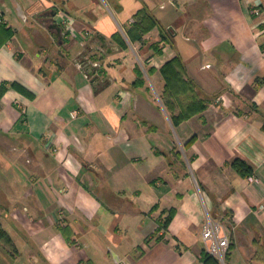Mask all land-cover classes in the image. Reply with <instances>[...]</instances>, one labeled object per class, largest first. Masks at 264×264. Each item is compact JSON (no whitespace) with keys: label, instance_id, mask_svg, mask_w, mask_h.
<instances>
[{"label":"crops","instance_id":"1","mask_svg":"<svg viewBox=\"0 0 264 264\" xmlns=\"http://www.w3.org/2000/svg\"><path fill=\"white\" fill-rule=\"evenodd\" d=\"M143 7L158 21L145 32L131 29ZM0 10L15 30L0 84L32 94L0 97V264H205L208 217L229 232L227 264H264V0ZM55 10L73 19L60 34ZM177 54L208 102L175 123L161 67Z\"/></svg>","mask_w":264,"mask_h":264},{"label":"trees","instance_id":"2","mask_svg":"<svg viewBox=\"0 0 264 264\" xmlns=\"http://www.w3.org/2000/svg\"><path fill=\"white\" fill-rule=\"evenodd\" d=\"M157 23V18L152 15L147 8L143 7L139 8L135 13V20L131 29H137L141 32H145ZM14 33L15 30L3 22L0 10V47L6 44L7 41L12 38ZM154 47L156 46L154 45ZM161 72L165 80V92L168 96H170L171 100L169 108L173 109L175 113L173 114V120L175 123L202 111L206 107L208 100L199 95L195 82L187 76L185 66L178 54L162 65ZM9 87H14L19 91L32 96L29 90L17 82H2L0 84V97ZM262 129L264 130V122L262 124ZM233 163L241 168L240 170L245 176H249L252 173L251 167L245 161L236 158ZM172 214L171 209L168 215L164 217L162 221L158 222L157 232L161 230L164 232V230H166ZM161 236L162 235H159V237ZM0 240L3 241L5 245H10V239L1 225ZM202 260L205 264H208V261H214L215 264H220L217 258L207 252L202 255ZM225 264H227L226 257Z\"/></svg>","mask_w":264,"mask_h":264},{"label":"built area","instance_id":"3","mask_svg":"<svg viewBox=\"0 0 264 264\" xmlns=\"http://www.w3.org/2000/svg\"><path fill=\"white\" fill-rule=\"evenodd\" d=\"M255 13L258 15L260 13V10L258 8L255 9ZM54 17L58 18L56 20L57 23L62 24L67 29L71 27L73 19L67 12L57 11ZM248 179L250 181L257 180L254 175H249ZM202 239L205 245L206 252L217 258L220 264H225V257L229 251L231 242L229 232L222 224V222L217 219L208 217L202 228Z\"/></svg>","mask_w":264,"mask_h":264},{"label":"water","instance_id":"4","mask_svg":"<svg viewBox=\"0 0 264 264\" xmlns=\"http://www.w3.org/2000/svg\"><path fill=\"white\" fill-rule=\"evenodd\" d=\"M55 13H56V10H55L52 14L54 15ZM50 27H51V28H55L59 34L61 33L62 28H61V26H60L58 23H56V22H52V23L50 24ZM91 68H92V69L89 71V75L92 76V81H96V80H97V76H93V74H94V70L96 69V66L94 65V66H92Z\"/></svg>","mask_w":264,"mask_h":264}]
</instances>
